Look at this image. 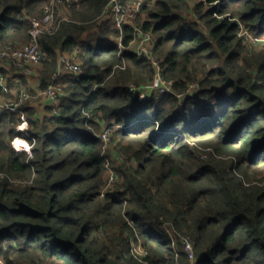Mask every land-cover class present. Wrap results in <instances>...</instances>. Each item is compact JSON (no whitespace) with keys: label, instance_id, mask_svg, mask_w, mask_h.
Listing matches in <instances>:
<instances>
[{"label":"trees","instance_id":"16d2710c","mask_svg":"<svg viewBox=\"0 0 264 264\" xmlns=\"http://www.w3.org/2000/svg\"><path fill=\"white\" fill-rule=\"evenodd\" d=\"M111 1L62 0L38 37V88L59 87L57 113L29 101L26 132L0 114V264H264V0H117L141 1L121 30ZM48 4L0 0V48L31 42ZM75 52L81 71L54 77ZM3 72L19 78L14 98L28 87L18 66ZM156 74L172 89L140 101L131 86ZM16 137L34 139L31 156Z\"/></svg>","mask_w":264,"mask_h":264},{"label":"built area","instance_id":"2783aa9c","mask_svg":"<svg viewBox=\"0 0 264 264\" xmlns=\"http://www.w3.org/2000/svg\"><path fill=\"white\" fill-rule=\"evenodd\" d=\"M49 4L44 7L43 9V16L40 19H31V29L29 30V35L31 36L32 40L27 45L22 47H16L13 45H7L3 48H0V89H2V94H0V114L11 113L16 114L17 117L21 120V123L16 127V129L20 132H26L29 127V123L27 120L26 112L23 111L22 107L24 104L32 97V94L28 87H21L19 92L15 96V98H7L6 95L11 96L10 87L6 83V76L4 75L3 69L9 68L13 64L20 68L22 74L26 77L32 75L34 71V67H37L41 62L46 59V55L40 49L38 44V37L41 34H50L55 29V22L56 19L61 18V14L57 10L58 3H62V0H47ZM67 2L64 3H71L72 0H66ZM113 4V17L115 22V28L121 30L123 28V24L126 22L128 17L132 16L133 14L139 11V6L141 1L137 3L138 5L123 7L121 4L118 3L117 0L111 1ZM63 3V4H64ZM62 4V5H63ZM212 6H218V3L215 2L211 4ZM218 9V7H217ZM150 35L149 34H138L136 38L138 40L137 46L135 47V52L138 56L145 55L148 57L153 66L156 70H159L158 63L150 54L151 51L147 45L150 42ZM120 38L118 42H120ZM135 44V43H134ZM32 69V73L29 69ZM80 66L77 60V53H73L70 56H60L58 61V67L56 73H54V77L63 73V74H77L79 73ZM160 75L156 74L155 79L153 82L149 83L145 86L135 87L131 86L130 90L138 91L139 92V100L141 101H150L151 96L153 94L161 95L165 92L171 90L172 82L164 81ZM196 90L190 93V90L195 88ZM197 90H199V86L196 83H192L188 86L183 94H178L177 97L183 98L188 95H192ZM59 87L50 84L46 89L39 91L37 96H42L47 102L53 105L52 115L57 113V107L60 104L59 100ZM15 94V91H12ZM190 93V94H189ZM27 124L26 128H22L21 125ZM110 128H104L102 132L98 135L99 138L104 142L110 141ZM32 139V143H29L25 138L24 141L28 143L30 146V152L19 150L17 152H26L29 156H31V147L34 143V139ZM111 178V177H110ZM109 181H112L111 179ZM184 245L186 249L190 250V243L188 240H185ZM192 258V256H190Z\"/></svg>","mask_w":264,"mask_h":264},{"label":"rangeland","instance_id":"374dc122","mask_svg":"<svg viewBox=\"0 0 264 264\" xmlns=\"http://www.w3.org/2000/svg\"><path fill=\"white\" fill-rule=\"evenodd\" d=\"M192 5V4H191ZM218 6H219V4H218ZM218 6H216L215 5V7H216V14H215V16H217V7ZM218 17V16H217ZM186 18H188V20L189 21H191L192 20V18H193V15L192 14H190V12L189 11H187V14H186ZM194 19V18H193ZM130 23H131V21H130ZM239 25H241L240 23H239ZM240 35L247 41V42H254V43H257V42H259L260 40L259 39H257V38H253L250 34H249V32L248 31H242L241 33H240ZM115 39V38H114ZM119 39V38H118ZM262 39V38H261ZM66 56H69V55H66ZM30 71H31V73H32V69L30 68L29 69ZM29 79V78H28ZM162 82H164L163 80H161ZM169 82H171V81H169ZM196 84L198 85V83L196 82ZM172 89V88H171ZM196 90V87L195 88H193V89H191L190 90V93H192V92H194ZM189 93V94H190ZM151 99H152V96L150 97ZM45 100V99H44ZM179 100H181V98H179ZM30 101V99L25 103V104H27L28 105V102ZM46 101V100H45ZM141 101V100H140ZM36 102L37 103H43V101L41 100V101H37L36 100ZM47 102V101H46ZM24 104V105H25ZM24 107V106H23ZM30 107H31V105H30ZM27 125V124H26ZM17 139H20V140H25V139H23V138H21V137H16L15 139H13V141H12V145H13V147H14V142L17 140ZM30 145V144H29ZM15 148V147H14ZM103 149L104 150H110V145H109V142H106V143H104V146H103ZM115 160H117L118 161V158L117 157H115V158H112V159H108L107 160V164H106V167L108 168V172H107V177H109V179H108V186L107 187H110L111 186V183H112V181L117 177V173L113 170V169H111V167H112V163L113 162H115ZM117 161H116V163H117ZM111 177V178H110ZM112 180V181H109V180ZM185 240H187V239H183V243L185 242Z\"/></svg>","mask_w":264,"mask_h":264},{"label":"crops","instance_id":"0c3cea01","mask_svg":"<svg viewBox=\"0 0 264 264\" xmlns=\"http://www.w3.org/2000/svg\"><path fill=\"white\" fill-rule=\"evenodd\" d=\"M9 75V80H7V78H6V83H7V85L12 89L13 87H16V86H18V84H19V78H15L14 77V75H13V73L11 74H8ZM7 77V76H6ZM29 78V79H28ZM27 79H28V83H27V85H28V88H29V90H30V92H31V94H32V97H31V99H30V103H31V107L32 106H34V108H36V110H37V112L38 111H40L41 112V114H43V115H47V112L46 111H44L43 110V103L41 104V103H37L36 102V96H37V93H39V88H38V79H37V77H36V70H34L33 71V73H32V75H30V76H28L27 77ZM19 87H20V85H19ZM14 91V90H13ZM33 92H35L36 94L34 95V93ZM0 94H2V93H0ZM6 97L7 98H14L13 96H8V95H6ZM32 99H36V100H32Z\"/></svg>","mask_w":264,"mask_h":264},{"label":"clouds","instance_id":"9594fccd","mask_svg":"<svg viewBox=\"0 0 264 264\" xmlns=\"http://www.w3.org/2000/svg\"><path fill=\"white\" fill-rule=\"evenodd\" d=\"M21 127L22 128H26L27 125L24 124V125H21ZM14 147L17 149V151L24 150V151L30 152V146L28 145V143L26 141H23V140H20V139H17L14 142Z\"/></svg>","mask_w":264,"mask_h":264}]
</instances>
